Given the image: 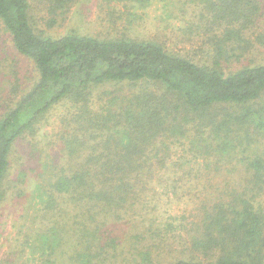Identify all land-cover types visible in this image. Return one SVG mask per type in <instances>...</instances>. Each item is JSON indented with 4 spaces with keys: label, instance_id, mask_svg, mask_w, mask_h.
<instances>
[{
    "label": "trees",
    "instance_id": "16d2710c",
    "mask_svg": "<svg viewBox=\"0 0 264 264\" xmlns=\"http://www.w3.org/2000/svg\"><path fill=\"white\" fill-rule=\"evenodd\" d=\"M235 1L240 5L242 0ZM49 2L54 13L69 0ZM32 8L31 0H0V25L37 74L0 117V204L17 141L32 134L40 118L62 100L68 98L81 109L60 135L74 158L72 170L56 174L38 197L52 209L59 207L60 197L74 209H84L74 215L70 240L65 241L62 225L41 236L45 241L36 248L47 254L43 263L160 264L152 245L166 246L177 236L185 249L167 264H264V151L242 158L241 190L204 205L200 214L176 228L170 223L140 226L134 232L139 240L128 249V240L115 231L137 211L145 174L167 163L156 151L167 130L176 133L193 119L203 120L200 128L214 134L216 151L230 157L235 142H245L240 128L248 130V139H264V63L233 71L222 66L223 60L241 55L236 45L245 49L240 30H226L216 42L214 61L199 63L153 40L99 38L76 31L47 35L35 28ZM228 12L221 18L238 19L241 9L235 5ZM125 84L131 90L118 88L106 111L92 110L93 88Z\"/></svg>",
    "mask_w": 264,
    "mask_h": 264
},
{
    "label": "rangeland",
    "instance_id": "374dc122",
    "mask_svg": "<svg viewBox=\"0 0 264 264\" xmlns=\"http://www.w3.org/2000/svg\"><path fill=\"white\" fill-rule=\"evenodd\" d=\"M31 2L35 28L54 37L76 31L99 38L153 40L171 52L211 64L216 42L226 36V30H240L245 49L230 41L241 55L223 60L222 66L233 71L264 63V0H242L240 5L235 0H69L54 13L49 9V0ZM235 5L241 9L238 19L234 15L221 18L230 15L229 7ZM36 77L34 63L15 48L12 37L0 25V117L12 99L21 96ZM120 86L93 88L96 91L92 110L106 111L109 99L119 93L118 88L126 93L131 90L129 85ZM225 106L229 111L233 109L231 105ZM220 107L218 110L223 112ZM79 111V104L68 98L62 100L40 118L32 134L27 133L13 146L8 187L0 204V264H44L47 254L36 246H41L45 241L41 236L51 233L54 226L62 225V233L68 238L65 241L70 240L74 215L84 208L74 209L65 197H60L59 207L52 209L38 194L48 188L56 174L72 170L74 158L68 156L60 135L68 120ZM196 120L176 133L167 130L159 139L156 151L167 157V163L145 174V190L135 203L137 211L115 229L130 243L126 242V249L139 240L138 232H134L140 226L146 228L154 223L161 227L170 223L176 228L195 213L200 214L204 205L213 204L234 189L241 190L245 176L242 158L264 151V139H248V130L240 128L245 135L240 140L245 142L236 141L232 156H224L216 151L214 134L212 137L207 127L200 128L204 121ZM260 201L264 204V191ZM152 246L160 264L177 258L185 249L177 236L166 246ZM170 249L176 251L167 253Z\"/></svg>",
    "mask_w": 264,
    "mask_h": 264
}]
</instances>
